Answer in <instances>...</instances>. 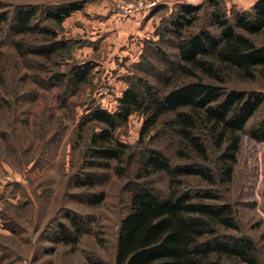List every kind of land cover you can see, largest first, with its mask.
Here are the masks:
<instances>
[{"label":"rangeland","instance_id":"374dc122","mask_svg":"<svg viewBox=\"0 0 264 264\" xmlns=\"http://www.w3.org/2000/svg\"><path fill=\"white\" fill-rule=\"evenodd\" d=\"M121 1L138 0H0L3 10L23 4L41 10L68 3L81 6L62 24L40 16L43 25L57 32L56 40L66 42L65 49L51 58L32 54L24 58L14 41L48 44L52 36L0 33V264H116L120 222L130 209L131 182L136 181L140 156L127 176L113 168L90 167L95 160L91 135L105 126L97 121L87 123L89 115L97 106L118 110L119 99L133 83L147 82L161 95L173 84L191 80L178 73L180 38L170 30L182 5L200 6L193 25L182 30L184 35L202 29L220 31L210 20L213 0H148L156 1V7L129 14L123 12ZM215 2L234 21L238 9L228 0ZM243 32L258 45L264 44V30ZM87 65L93 67L88 80L75 85L71 69ZM226 87L264 94V76L245 80L230 73ZM170 116L163 117L144 141L176 164L183 160L176 155L178 138L165 127ZM263 117L264 103L242 132L231 182L213 187L196 176L183 178L184 188H216L219 199L205 202L232 206L239 228L221 227V231L253 239L257 264H264V141L253 139L250 131ZM145 118L143 112L134 111L117 128L116 137L139 145ZM211 153L218 164L217 154ZM111 164L117 165L115 161ZM91 173L106 178L91 188L77 185ZM144 181L160 193L167 192L166 172ZM102 191L106 195L100 204L84 200ZM68 215L77 218L83 228L73 244L58 238L61 224L71 227ZM223 264L248 263L224 257Z\"/></svg>","mask_w":264,"mask_h":264},{"label":"trees","instance_id":"16d2710c","mask_svg":"<svg viewBox=\"0 0 264 264\" xmlns=\"http://www.w3.org/2000/svg\"><path fill=\"white\" fill-rule=\"evenodd\" d=\"M215 10L210 15L219 33L202 29L184 35L182 30L193 25L200 6L182 5L180 13L170 23V30L179 36L178 51L181 78H191L173 84L157 95L147 82L133 83L119 99V108L110 112L97 106L89 120L105 127L91 135L92 157L90 167L114 169L127 176L140 156V167L135 173L130 209L120 222L116 264H223V258H237L248 264H257V247L248 236L225 234V229H238V222L230 204H213L205 200L219 199L216 188H184V177L196 176L216 187L233 179L237 155L242 144V132L264 103V94L258 91L228 89L227 75L236 73L245 80L264 76V44L258 45L250 34L264 30V0H258L253 10L235 13L228 18L219 3L212 1ZM0 4V33L11 36L29 34L52 36L50 43L31 45L24 40L14 41L23 55L51 58L65 49L66 42L56 40L57 32L41 22L52 19L58 24L81 8L68 3L39 9L23 4L12 10H3ZM42 8V7H41ZM43 18V17H42ZM91 66H74L71 81L80 85L88 80ZM180 78V79H181ZM134 111L146 118L141 130V142L131 146L116 137V130ZM171 115L165 127L178 138L176 155L183 160L173 164L164 153L145 145L144 137L159 121ZM253 139L264 141V117L252 128ZM142 148H138V146ZM217 154L218 164L212 153ZM115 161L117 165L112 166ZM166 172L169 176L166 193L158 192L144 178ZM106 175L88 174L78 180V186L94 187L102 184ZM220 178V180H219ZM105 192L89 194L84 199L98 205ZM71 227L61 224L58 238L64 243H76L83 233L77 218L71 215ZM74 229V230H73ZM73 234H75L73 236Z\"/></svg>","mask_w":264,"mask_h":264},{"label":"built area","instance_id":"2783aa9c","mask_svg":"<svg viewBox=\"0 0 264 264\" xmlns=\"http://www.w3.org/2000/svg\"><path fill=\"white\" fill-rule=\"evenodd\" d=\"M121 7L125 14H129L134 10L147 9L156 7V1L138 0V1H121Z\"/></svg>","mask_w":264,"mask_h":264},{"label":"crops","instance_id":"0c3cea01","mask_svg":"<svg viewBox=\"0 0 264 264\" xmlns=\"http://www.w3.org/2000/svg\"><path fill=\"white\" fill-rule=\"evenodd\" d=\"M257 1L258 0H228V2L231 3L234 8L238 9V12L253 10Z\"/></svg>","mask_w":264,"mask_h":264}]
</instances>
